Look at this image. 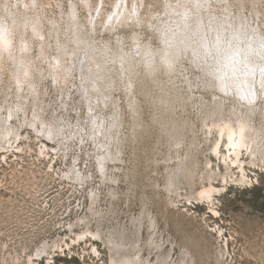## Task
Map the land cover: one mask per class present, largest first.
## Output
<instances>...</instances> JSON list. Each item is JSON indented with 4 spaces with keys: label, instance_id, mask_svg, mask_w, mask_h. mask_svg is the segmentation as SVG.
Wrapping results in <instances>:
<instances>
[{
    "label": "rangeland",
    "instance_id": "374dc122",
    "mask_svg": "<svg viewBox=\"0 0 264 264\" xmlns=\"http://www.w3.org/2000/svg\"><path fill=\"white\" fill-rule=\"evenodd\" d=\"M87 1H92L95 19L103 8L102 22L91 23L84 0H0V22L11 36V49L0 53V119L12 122L21 134L0 151V264H112L104 240L89 234L78 239L75 234L86 227L79 217L93 216L90 207L113 211L110 220L102 222L105 231L113 225L127 227L130 234L139 230L143 254L153 263L264 264V164L260 160L252 164L251 155H242L250 181L227 185L214 181L221 191L212 204L188 199L187 193L201 189L205 180L199 174L191 186V180L182 177L185 166L178 168L188 156V143L196 142L195 152L202 159L198 171H205L208 154L213 166L226 172L213 152L221 136L210 126L219 117L215 103L219 99L214 96L224 94L205 88L202 68L194 67L186 56L177 62L180 71L171 76L162 72L164 64H153L160 70L155 75L158 81L144 86L146 48L138 52V45L155 52L163 49L157 27L166 17L169 0H146L147 4L138 0L146 20L113 31L106 30L113 18L108 13L115 14L121 0H104L103 6L101 0ZM231 2L232 16L242 9L251 17L256 7L262 14L260 19L254 15L255 22L264 20V0ZM136 3L127 0L123 5L132 10ZM212 3L216 5L215 0ZM136 34L140 39L133 38ZM114 49L117 54H109ZM129 56L136 68L129 64ZM58 64L63 70L55 69ZM27 66L30 73L17 82ZM170 86L179 94L172 112L161 99ZM257 87L262 89L258 83ZM130 101L138 108L136 113ZM223 102L224 111H241L257 129L249 132L253 146L263 143V102H257L254 114L232 100ZM165 115H170L171 124L183 125L184 137L179 132L169 136L153 119ZM51 126L61 129L54 141L43 135ZM181 136L183 144L176 145ZM107 152L114 159L103 163L105 176L100 161ZM168 165L177 168L176 177L184 181L179 190L183 195L167 189ZM91 226L95 229L96 222Z\"/></svg>",
    "mask_w": 264,
    "mask_h": 264
},
{
    "label": "bare ground",
    "instance_id": "6f19581e",
    "mask_svg": "<svg viewBox=\"0 0 264 264\" xmlns=\"http://www.w3.org/2000/svg\"><path fill=\"white\" fill-rule=\"evenodd\" d=\"M123 1L126 2L127 0H121L118 2L115 14L108 13V15L111 17L113 16V18L108 22L109 25L106 27V30L113 31L121 26L124 27L125 25L131 24L141 25V22L146 20L142 17L144 12H141L143 14L140 13L138 0H136V6H134V9L132 10L129 7L127 8L126 4L123 5ZM211 1L213 0H179V3L177 4H174L173 0H169V2L167 1L168 3L165 4L166 17L160 19L161 24L157 27L164 42L163 49L155 52L150 46L142 47L138 45L139 49L137 51L142 53V50L146 48L142 60L144 64L148 65L146 78H142L144 86H149V81H153L154 83L158 81L155 75L160 70L153 64H164L160 66L162 72L171 76L180 71L177 64H180V61H183L186 56L187 60L190 59L192 61L191 64L193 63L192 65H194V67H197L198 69L202 68L205 82H207L205 88L212 92L217 89L224 94L223 96L219 93L220 96H218L216 93V96H214L219 99L215 101V103H217L216 114L219 116L217 118L218 121H212L211 125L209 123L206 125H210L211 128H216L221 136L220 140L216 141L213 152L219 158L220 163L222 162L225 165L226 172L224 173L220 171V167L219 169H216L213 166V160L208 154H206L204 160L206 165L205 171H198L202 159L199 154L195 152L198 151L195 146L196 142L188 143V156L185 160L182 158L181 163L178 165L179 169H181V166H185V168L182 167L184 168V173L181 172L182 177L183 179H187V181L191 180V182L188 183L191 186L196 184V180L198 179L196 177L199 174H201L205 180L202 184L203 187L201 186L202 188L199 190L191 189L189 192L186 189V192H189L187 193L188 199L194 198L198 202L207 201L212 204L215 195L221 191V188L217 187L214 184V181L222 180L224 185H227V183L231 181L236 183H246L250 181L249 176L245 173L246 159H242V155L243 158L245 155H251L253 160H251L250 163L252 164H256L257 160H260L264 164V142L262 143L259 141L255 148L253 146L254 142H251L249 138V132L256 128H254L253 124L248 121L249 119L244 118L241 115L242 113L240 114L241 111L233 112L230 110V113L228 114L224 111L225 107L223 105V103H225L223 101L229 99L232 100L233 103L236 102L235 106H241L245 111L248 110L247 112L254 114L256 112L257 102L261 100L264 104V26L261 27V23L264 25V20H261L258 24L255 22V14L257 15V18H261L260 15L262 14V11L260 8L256 9L255 7V12L251 14V17H249L247 13L245 14L242 9H239L237 12L234 11L235 13L232 16L231 12L233 11V8L231 0H215L216 5H214V3L210 4ZM84 2V6L89 7V11L92 15L91 23L93 24L94 22H97L98 24L99 22H102V19L105 17L103 8L101 9V12H99V17L95 19L92 1L84 0ZM101 2V6H103L105 3L104 0H101ZM252 2L257 3V0H252ZM145 3L147 4L146 0H144L143 4ZM73 9L75 10V14L77 8L75 9L74 7ZM155 13L156 11H152L150 15L153 16ZM166 18L170 20L167 23H165ZM117 21L119 22L118 24H116ZM152 25H154V22ZM33 29L36 31L35 27H33ZM9 32L10 31L7 29L6 25L0 22V53L5 51L9 52L11 49V36ZM120 38L121 37L119 36L118 42H121ZM133 38L135 40L140 39L137 34ZM106 53L108 52L105 51L103 54ZM112 53L117 54V51L114 49L110 51L109 54ZM122 53L119 54V57L121 58L119 61H122L123 55H125L124 51ZM129 58V64L133 63V68H136L137 65L134 64L133 58L131 56H129ZM56 60L58 62L59 58L57 57ZM55 69L58 71L63 70V66L58 64L55 66ZM129 69L132 70L131 67H129ZM28 73H30V68L27 66L23 73L19 72L16 77L17 82L21 83L23 75ZM130 81H133V79ZM256 82L262 87V89L257 87ZM169 88L172 90L169 91L166 96L162 95L161 99L164 100L166 104L168 103L166 105L167 111L172 112L173 106L175 108L177 104L176 102L179 100V94L177 93L176 88L171 86ZM132 103L130 101V105L136 113L138 108L136 109L135 105H132ZM13 116L14 114L11 110L9 117L12 118ZM37 116L39 117V114H37ZM171 117L175 120L173 116ZM169 118L170 115H165L161 118L154 117L153 119L162 124L164 132L169 136L173 137L178 132L183 135L181 131L184 128L183 125L180 122L171 124ZM35 124L36 123L33 122L31 125L34 126ZM137 124L140 125V123H136L135 125ZM60 130L56 131V127L51 126L43 131V135L49 140L54 141L56 137H59L61 133ZM210 132L212 133L211 130ZM136 133L137 131L133 134L136 135ZM184 133V135H186V132ZM16 136L20 137L21 134L16 130L14 124L12 122L5 124L1 118L0 151L6 150L8 147L7 144L13 145L12 143H14V138ZM177 139L174 141L176 145L183 144L184 139L182 136L181 139ZM200 143L201 141L199 144ZM43 146L48 149L45 143H43ZM224 147L227 149L224 150ZM210 149L211 147L208 148V150ZM201 153L203 155L205 154L204 148H202ZM179 157L181 156L179 155ZM101 158L103 162L102 160L100 161V167L103 169V173L106 176V164L103 163H106L108 160H113L114 158L111 152H107V154ZM172 158L173 156L169 157V160H173ZM195 164H197L196 168L194 167ZM218 166H220V164ZM167 168L169 170V185H166L167 189L170 192L177 193L179 196L183 195V192L179 190L183 188L185 183L182 179L176 177L175 169L177 168H171L170 165H168ZM235 168H238L239 170L236 171ZM239 172L240 174H238ZM66 175L68 176V173ZM77 178L83 180V178ZM92 193L94 194V192ZM94 201L96 204V200ZM90 210L93 212V216L86 214L78 219V222L86 224V227H82L83 229L80 232H75L78 239L87 238V235L89 234L95 239L104 240L111 251L112 264H157L151 262L150 257L147 258L144 256V247L141 243L139 230H137L136 233L131 232L132 234H130L127 227L123 225L115 227L113 225L105 231L102 222L104 223L105 219H109L108 216L111 215V213L114 214L113 211L106 212L104 209H98L96 207H93L92 209L90 207ZM94 222H96L95 229L91 226ZM73 226L74 225L70 224L71 228ZM54 246L56 247L58 244L55 243ZM93 251L95 253L98 252L96 246L93 247ZM42 252L44 254L47 251L42 250ZM38 254L41 255V253ZM164 260L166 261L165 258Z\"/></svg>",
    "mask_w": 264,
    "mask_h": 264
}]
</instances>
